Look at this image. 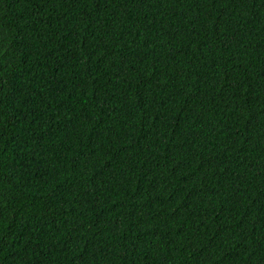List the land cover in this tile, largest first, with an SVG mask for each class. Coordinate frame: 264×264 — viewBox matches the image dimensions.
Instances as JSON below:
<instances>
[{
	"label": "trees",
	"instance_id": "trees-1",
	"mask_svg": "<svg viewBox=\"0 0 264 264\" xmlns=\"http://www.w3.org/2000/svg\"><path fill=\"white\" fill-rule=\"evenodd\" d=\"M0 264H264V0H0Z\"/></svg>",
	"mask_w": 264,
	"mask_h": 264
}]
</instances>
